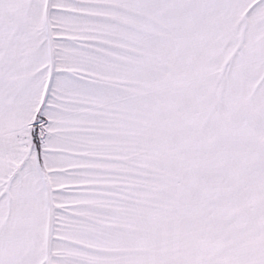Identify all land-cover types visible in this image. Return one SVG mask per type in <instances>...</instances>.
I'll return each mask as SVG.
<instances>
[{"label":"snow or ice","instance_id":"1","mask_svg":"<svg viewBox=\"0 0 264 264\" xmlns=\"http://www.w3.org/2000/svg\"><path fill=\"white\" fill-rule=\"evenodd\" d=\"M0 264H264V0H0Z\"/></svg>","mask_w":264,"mask_h":264}]
</instances>
